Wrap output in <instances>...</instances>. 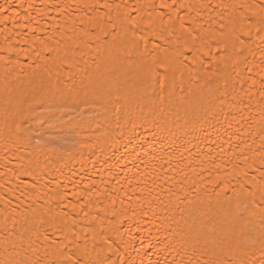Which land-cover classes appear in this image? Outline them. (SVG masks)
Returning a JSON list of instances; mask_svg holds the SVG:
<instances>
[{
	"label": "bare ground",
	"instance_id": "obj_1",
	"mask_svg": "<svg viewBox=\"0 0 264 264\" xmlns=\"http://www.w3.org/2000/svg\"><path fill=\"white\" fill-rule=\"evenodd\" d=\"M262 5L0 0V264L264 261Z\"/></svg>",
	"mask_w": 264,
	"mask_h": 264
},
{
	"label": "snow or ice",
	"instance_id": "obj_2",
	"mask_svg": "<svg viewBox=\"0 0 264 264\" xmlns=\"http://www.w3.org/2000/svg\"><path fill=\"white\" fill-rule=\"evenodd\" d=\"M262 7H264V5H262ZM6 11V10H5ZM71 259V258H69ZM257 264H264V261H261V262H257Z\"/></svg>",
	"mask_w": 264,
	"mask_h": 264
}]
</instances>
